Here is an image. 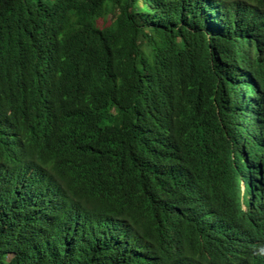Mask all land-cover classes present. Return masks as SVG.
I'll list each match as a JSON object with an SVG mask.
<instances>
[{"label":"trees","instance_id":"trees-1","mask_svg":"<svg viewBox=\"0 0 264 264\" xmlns=\"http://www.w3.org/2000/svg\"><path fill=\"white\" fill-rule=\"evenodd\" d=\"M0 0V264H264V0Z\"/></svg>","mask_w":264,"mask_h":264},{"label":"rangeland","instance_id":"rangeland-1","mask_svg":"<svg viewBox=\"0 0 264 264\" xmlns=\"http://www.w3.org/2000/svg\"><path fill=\"white\" fill-rule=\"evenodd\" d=\"M137 1H138L139 5H141V4H142V2H141V1H139V0H137Z\"/></svg>","mask_w":264,"mask_h":264}]
</instances>
